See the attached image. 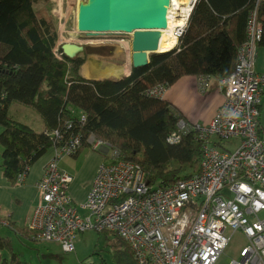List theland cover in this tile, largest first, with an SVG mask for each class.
<instances>
[{"label": "trees", "instance_id": "1", "mask_svg": "<svg viewBox=\"0 0 264 264\" xmlns=\"http://www.w3.org/2000/svg\"><path fill=\"white\" fill-rule=\"evenodd\" d=\"M49 4L50 0H0V147L6 179L12 185L20 184L19 175L28 174L56 143L54 130L65 133L66 138L80 135L82 143L74 157L83 149L92 150L88 142L91 134L104 140L118 151L119 159L142 168L150 191L198 173L202 141L195 128L209 125L212 119L192 123L176 104L148 90L161 86L165 93L181 78L195 76L200 93L206 94L211 83L206 85L204 79L210 77L220 83L229 77L235 72L239 53L253 47L251 51L257 54L264 48V0H197L176 48L152 53L147 65L132 66L117 79L82 76L81 67L88 60L82 53L56 57L58 32ZM254 11L262 36L261 40L247 41V25ZM87 48L89 55L94 49H102ZM15 103L38 112L43 129L35 130L15 119L10 113ZM261 105L262 101L260 113ZM180 120L186 125L183 133L177 127ZM176 131L181 133L180 141L171 143L169 137ZM212 137L209 139L214 144L221 143ZM59 166L63 169L60 161ZM5 210L0 207V223L4 217L7 222L3 223L14 228L17 224L5 216ZM21 229L17 231L26 237L37 234L28 227ZM96 231L106 238L114 236V241H106L116 247L115 264H136L132 249L118 233ZM11 246L10 238L0 234V252ZM100 251L94 249L92 254ZM14 255L9 261L2 260L3 264H30Z\"/></svg>", "mask_w": 264, "mask_h": 264}, {"label": "built area", "instance_id": "2", "mask_svg": "<svg viewBox=\"0 0 264 264\" xmlns=\"http://www.w3.org/2000/svg\"><path fill=\"white\" fill-rule=\"evenodd\" d=\"M193 1L192 9L197 0ZM178 4L172 0L168 11L171 21L180 17L183 22L179 28L171 25L168 29V18V35L175 38L172 49L177 46L192 13L189 9L178 14L181 11ZM60 16L63 17L62 13ZM66 36L69 37L59 34V42L54 47L58 59H62L61 45L73 37L70 35L67 39ZM260 36V24L251 17L247 41L260 39ZM128 43L131 45V41ZM252 48L239 53L235 72L218 83L223 90V108L218 109L209 125L195 128L202 141L198 173L150 193L152 190L145 183L142 168L119 159L116 149L112 150L111 145L91 134L88 142L92 150L104 152L111 160L99 166L81 204L87 213L80 215L76 206L73 211L63 203L64 197L70 199L67 189L74 177L60 168L59 161L76 155L82 141L76 134L63 144L66 136L54 130L53 155L37 182L38 202L28 228L39 232L44 242H58L65 252L75 251L76 234L108 229L129 243L136 264H170L164 256L166 253L183 259L182 264H217L230 240L227 231H240L247 238V244L239 250V259L229 264H264V215L261 216L264 214V138L259 130L264 74L255 69L256 52L251 51ZM204 80L210 85V77ZM164 91L161 86L148 90L157 97H162ZM84 117L82 114V119ZM185 126L184 120L177 123L180 132ZM180 132H174L169 141L178 143ZM211 136L239 139L240 143L233 151H227L214 144L209 139ZM26 176V172L19 175L20 184ZM224 189L231 191L228 194ZM67 209L72 214L69 212L67 216L64 212L61 219L57 211ZM171 222H177L180 229L166 237V241L171 239L170 247H160L156 239Z\"/></svg>", "mask_w": 264, "mask_h": 264}, {"label": "crops", "instance_id": "3", "mask_svg": "<svg viewBox=\"0 0 264 264\" xmlns=\"http://www.w3.org/2000/svg\"><path fill=\"white\" fill-rule=\"evenodd\" d=\"M58 42L59 34L56 44ZM114 45L115 43L103 44L101 50H103L104 53H106L107 55H110L112 52H114ZM94 58L97 59V56H94ZM257 60L259 61V66H256L257 71L264 72V54H258ZM82 67L81 74L82 70L87 68V62ZM125 71L126 70L123 68V73H121L120 76L113 77L116 79L120 78L121 76L127 74L125 73ZM117 72L120 71L118 68H116V65H114L112 73L116 74ZM82 76L85 75L82 74ZM211 80H214V82L211 83ZM215 80L216 79L214 78H210L211 87L209 88L206 94H202L200 93L198 88L197 77L185 76L178 80L173 86L167 88L162 98H165L170 102L176 104L182 110V112L185 114L186 118L190 122L207 123L214 117L216 111L224 101V95L220 87L218 86L219 84L217 80ZM10 113L15 117V119L29 124L35 130L40 131L44 127L43 121L39 116L38 112H36L33 108L29 106L15 103L10 107ZM259 128V130L261 131V135L264 138V93L262 95ZM2 131L3 126L0 125V133ZM234 141H236V148L237 145L240 143V140L236 139ZM234 149L227 151H233ZM82 151L83 150H81L79 154L74 157L76 158L74 162H78L76 165L69 163V159H66V162H63L62 164L60 161V165L64 170L68 171L70 174L73 175L74 180L68 187V194H70V196L72 197L73 203L78 208L80 213L85 215L87 212L81 207V204H83L86 199V195L92 186V180L94 179L99 166L103 163H106L107 160L105 159L104 152L98 151L99 153H96L97 151H92L89 148H86L85 152ZM2 153L3 148L0 147V207L2 209L4 208V210L6 209L4 212L5 216L10 217L11 222H15L17 225H15L14 228H11L9 225L4 224L3 220L6 219L4 217L0 223V226H5L9 229L8 234L4 235L10 238L12 243L11 249H4L0 252L2 258L0 260V264H3L2 260L9 261V259H11L13 256L16 257L14 254H17L21 261L26 263L29 262L30 264H46V262H44L46 260H44L43 258V254H45L50 256L48 260L50 261V263L59 264L60 261L57 260L58 257H56V253L53 252H55L59 248L64 251L61 245L59 246L57 243H48L47 245L49 246H46V253H42L43 248L41 242L44 241L35 238L37 237L35 234L32 236L30 235L31 237H26L24 235H21L17 231V229L22 230L21 228L28 227V223L38 202L37 182L42 177L44 167L51 159L53 151L50 149L35 164L30 167L25 181L21 185H12L4 176L3 170L1 168ZM79 167H82V169H79ZM83 167L86 168L84 169ZM230 191V189L223 190V192L228 194L230 193ZM5 221L7 222V220ZM12 235L16 236L15 238H17L15 244L11 238ZM101 245L102 244L98 242L96 247L104 248ZM48 248H51L53 252L49 253ZM84 248L88 249L89 254L91 253V251L89 252V250H92V248L87 239L84 240ZM74 253H76V241ZM88 253L84 254V263L98 264L96 260L88 261V259H86ZM110 253H112V251L108 249V253L106 252L105 255H109ZM79 264H83V262L80 261Z\"/></svg>", "mask_w": 264, "mask_h": 264}, {"label": "rangeland", "instance_id": "4", "mask_svg": "<svg viewBox=\"0 0 264 264\" xmlns=\"http://www.w3.org/2000/svg\"><path fill=\"white\" fill-rule=\"evenodd\" d=\"M80 1H82V0H50V4L48 5V10H49L50 16L55 21V26H56V30H57L58 34H61V35L62 34L67 35L68 34L69 37L66 36L67 39H69L70 35H72L73 37H71V40H67V42H76V43H80L83 46L82 51L77 53V54L82 53V54H84L85 57H88L87 68L82 70V74L85 75L86 78L92 77L95 79H99V78L120 76V74L123 73V68H125V70L127 68H129L128 72L125 71V73H129L131 71V68H132V53H133V51H132V46L129 45L128 42L131 41L132 34H123V33H105V34H97V35H87L85 33L77 34L76 33V31H78L77 30V7H78V3ZM176 1H178L180 3V10H181L180 15H182L186 10L192 9L191 5L194 2L193 0H176ZM46 8H47V6H46ZM193 9H194V7H193ZM193 9H192V11H193ZM60 13H62L63 17L60 16ZM251 17H254V20H257V23L259 24L258 18H257V12H253L251 14L250 18ZM260 27H261V25H260ZM65 31L67 33H65ZM166 35L169 36L168 34H166ZM261 36H262V28H261ZM261 36H260L259 40H261ZM121 38H124V39L122 40ZM83 40H87V42H83ZM108 43H115L114 52H112L110 55H107L106 53H104V51L101 50L100 48L94 49L93 53L90 55L87 52L88 51L87 47H92V46L102 47L103 44H108ZM177 45H178V43H177ZM157 53H159V51ZM257 53L259 55L264 54V48H260ZM148 55L150 56V55H152V53H149ZM94 56H97V59H95ZM114 65H116V68H118L120 72H117L116 74L112 73L113 69H114ZM256 66L257 67L259 66L258 60H256ZM87 69H88V73H87ZM212 82H214V80H211V83ZM150 91H151V89H150ZM223 106L224 105L222 104L219 107V109L223 108ZM63 134L65 136V133H63ZM215 138H217L218 141H221V143H218V145L220 147H222L226 150H232L235 148V144H236L235 142L236 141H234V140H236V139L227 140V139H220L216 136L212 137V139H215ZM67 139L68 138L64 137V141L62 143L65 144ZM85 151H86V149H83L82 152H85ZM96 153H99V152H96ZM104 156H105V159L107 160V162L109 160H111V158L108 159V157L106 155H104ZM66 159H69L70 161H68V162L71 164L76 165L78 163V162H74L76 160V158H74V156H71V157H66V158L62 159L61 164L63 162H66ZM83 168L85 169L86 167H83ZM79 169H82V167L81 168L79 167ZM142 174L145 177V183L148 185L145 173L142 172ZM92 182H93V180H92ZM111 184L110 183H104V185H111ZM67 191H68V189H67ZM155 192H156L155 190H152L150 193H155ZM68 196L70 197V199L68 197L63 198V203H64L65 207L70 206L73 208V211H76L75 204L72 202L73 201L72 197L70 196V194H68ZM66 211H67V213H66ZM66 211H64V210L57 211L59 213V217L61 219H62V215L64 214V212H65V215H67V216L70 215L69 214L70 210H69V212H68V209ZM78 212L80 215H84V214H81L79 210H78ZM263 215L264 214L262 213L261 216H263ZM76 220H79L77 214H76ZM3 222H6V221L3 220ZM58 222L60 223V220ZM77 222L78 221H76V224H77ZM179 229H180V227H179L177 222H171L169 226L163 227V231L160 233V235L156 239V241L159 243L160 247H165V248L170 247L171 246L170 245L171 239L167 238L168 240L166 241V237H168V233H171V232L174 233V232L178 231ZM8 230L9 229L7 227L0 226V232L2 235L8 234ZM78 234H76L77 238L75 239V241H76V253L64 252L60 248L58 250L54 249L56 251L53 252V250L51 248H48L49 253H51V252L56 253V257H58L57 260L60 261L59 264H79L80 261H82L83 264H89V263H84V254L88 253V249L84 248V240H86V239L92 248V250L91 249L89 250V252L91 251V253L90 254L88 253V255L86 256V259H88V261L89 260H96V262H98V264H101L104 261H105V264H115L114 260H113V253L116 251V247H115V245L113 247L110 243H108V241H106L109 238L114 241L113 235L111 237L106 238L104 234L99 233L96 230H92V231L89 230V232L79 234V235ZM227 234L229 235L230 240H229L227 247L220 254L217 264H229L233 259H238L239 258V250L243 246H245L247 243V238L241 232L232 233V231H227ZM15 237L16 236H13V235L11 236L14 244L17 240V238H15ZM35 238L41 239L39 237V232L37 233V237H35ZM98 242L100 244H102L101 246H103L104 248H102V247L97 248L96 246H97ZM48 243H57L60 246V244L58 242H46V243L41 242L42 248H43L42 253H46L45 252V251H47L46 246H49V245H47ZM126 243L129 245V243L127 241H126ZM94 249H101V251L99 252V254L93 255L92 253H93ZM108 249H110L112 251V253H110L109 255L108 254L105 255L106 252L108 253ZM181 254L184 255L185 253L183 251H181ZM164 256L168 261H170V264H182V262L184 263L183 259H179L177 257V255H173L172 253H166V254H164ZM43 258H44V260H46V261H44V262H46V264L50 263V261H48L50 256L43 254ZM102 259L104 261H102ZM50 264H53V263H50Z\"/></svg>", "mask_w": 264, "mask_h": 264}, {"label": "water", "instance_id": "5", "mask_svg": "<svg viewBox=\"0 0 264 264\" xmlns=\"http://www.w3.org/2000/svg\"><path fill=\"white\" fill-rule=\"evenodd\" d=\"M172 0H82L77 10V30L87 35L132 34V66L148 64L149 53H157L161 30L168 28ZM62 51L74 57L83 46L65 42Z\"/></svg>", "mask_w": 264, "mask_h": 264}, {"label": "bare ground", "instance_id": "6", "mask_svg": "<svg viewBox=\"0 0 264 264\" xmlns=\"http://www.w3.org/2000/svg\"><path fill=\"white\" fill-rule=\"evenodd\" d=\"M178 7L180 8V4H178ZM180 11H178V14H179ZM169 22H170V25H169V28L171 27V25H175L177 26V28L181 27L183 24L182 20L180 19V17H175L173 19V21H171V17L169 16ZM168 29L166 30H161V34H162V38L160 40V45H159V48H158V51L159 52H165L167 50H170L172 49V46L174 44V41H175V38L174 36H172V38H170L169 36H167L166 34H169V31ZM75 37V36H74ZM125 69V68H124ZM128 69H126V72H128Z\"/></svg>", "mask_w": 264, "mask_h": 264}, {"label": "clouds", "instance_id": "7", "mask_svg": "<svg viewBox=\"0 0 264 264\" xmlns=\"http://www.w3.org/2000/svg\"><path fill=\"white\" fill-rule=\"evenodd\" d=\"M249 22V21H248ZM247 36H248V25H247ZM256 56H258V53L256 54ZM223 104V103H222ZM218 111V110H217ZM216 111V112H217ZM216 114V113H215ZM247 244V243H246ZM239 259V258H238ZM234 260V259H233ZM231 263V262H230Z\"/></svg>", "mask_w": 264, "mask_h": 264}, {"label": "flooded vegetation", "instance_id": "8", "mask_svg": "<svg viewBox=\"0 0 264 264\" xmlns=\"http://www.w3.org/2000/svg\"><path fill=\"white\" fill-rule=\"evenodd\" d=\"M158 52V51H157ZM62 53H63V51H62ZM93 53V52H92ZM64 54V53H63ZM106 78H112V79H116V78H114V77H106ZM221 106V105H220ZM219 109V108H218Z\"/></svg>", "mask_w": 264, "mask_h": 264}]
</instances>
